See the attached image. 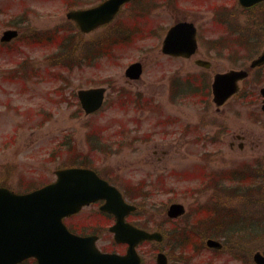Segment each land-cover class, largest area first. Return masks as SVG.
<instances>
[{
  "label": "rangeland",
  "instance_id": "1",
  "mask_svg": "<svg viewBox=\"0 0 264 264\" xmlns=\"http://www.w3.org/2000/svg\"><path fill=\"white\" fill-rule=\"evenodd\" d=\"M231 2L235 3V0H177L171 2L168 7L160 5L145 21L149 28L156 29V37L141 39L132 44V47L121 49L126 52L122 53L119 61H107L101 57L89 66H78L74 75L68 76V94L70 91H77L79 87H109L103 107L90 116L83 113L75 99L59 104V96L55 90L63 84L61 81H34L28 74L34 71L36 76L46 75V58L53 55L56 48L28 49L24 44L21 45L22 42L0 47V184L17 191L26 189L29 184L36 185L37 188L51 183L55 180V171L70 165L82 152L93 156V167L102 172L116 170L118 174L125 173L134 184L143 181L146 185H151L152 187L147 189L152 191L151 197L138 200L140 214L137 218L145 220L144 217L151 216L160 224L164 219V208L170 201L181 202L190 208L192 204L202 203L209 197L208 194L193 196L192 190L198 188L199 184L193 180H176V177L171 176L172 172H190L195 165L206 167L207 170H222L243 163L253 164L256 159H260L259 166L263 164L261 168L264 170V112L260 110V100L255 106L243 105L244 107H238L235 101H230L217 111L211 96L208 106L204 108L175 105L169 102L168 97L171 76L196 73L199 68L194 66V59H170L162 56L161 42L164 32L172 23L187 19L200 28L199 36L211 38L212 35H219L220 30L214 34L207 30L212 13H216V8L222 12L221 7ZM26 9L29 10L24 27L54 31L55 28L64 26L67 33H73L74 29L70 27L72 24L65 18L66 12L71 10L65 0H0V37L7 24L21 21ZM225 15L226 13L221 16L222 19ZM244 16L242 13L228 14L229 25L238 20L243 26ZM249 26L247 30L242 29L244 37L248 38L252 32L254 41H264L260 26ZM75 29L73 39L78 50L83 49L90 41L98 39L101 32L97 30L87 36H81L78 29ZM199 44L200 49L196 57L201 58L199 54L203 49L200 39ZM79 54H83V51ZM136 61L141 62L145 68L142 80L125 85V68ZM27 65L29 68H26ZM230 66L228 60H216L212 73L226 71ZM21 67H24L22 71ZM212 73L208 75L211 76ZM24 74L26 75L22 77ZM254 77L252 74L250 80H255ZM259 83L253 86L256 91L264 85V78ZM114 87L139 91L144 96L151 97L156 101L158 110H135L131 103L126 101L128 98L125 99V95L119 96L114 92ZM48 117L50 118L47 119ZM163 118L173 120L170 123L174 125L158 124ZM188 128L190 131L186 130ZM127 130L140 134L144 140L147 138L146 144L138 152L132 153L129 145L124 146L120 155L114 156L95 154L89 150V135L101 132L100 134L105 136L102 137L103 144L108 136L113 137L115 132L124 131L129 135ZM241 134L245 137L244 150H229L228 142L231 137L234 139L236 135ZM70 143L75 146L74 151L67 153ZM156 145L158 151L154 153ZM203 155L208 156V161L202 158ZM158 176L161 177L160 180L155 181ZM259 181L264 183V174ZM169 188L174 191L171 192ZM261 196V201L258 194L255 200L243 203L245 210L238 207L241 199H232V208H235L237 213L240 210L245 216L243 219H248L250 224L257 223L264 227V195ZM95 209L96 207L91 208L89 212L95 213ZM152 225L149 224V227ZM236 230L239 231L237 228ZM102 239V247L122 250L115 246L112 236L108 233H105ZM247 239L246 244L238 246H235L236 241L230 242L226 246L228 250L221 253L211 264H251L254 251L264 253V237L257 235L253 240L251 237ZM161 246L165 247V243ZM154 249L153 244H143L139 247L138 251L146 264H154ZM209 257V251L204 250L194 264H200ZM237 258L239 260H236Z\"/></svg>",
  "mask_w": 264,
  "mask_h": 264
},
{
  "label": "flooded vegetation",
  "instance_id": "2",
  "mask_svg": "<svg viewBox=\"0 0 264 264\" xmlns=\"http://www.w3.org/2000/svg\"><path fill=\"white\" fill-rule=\"evenodd\" d=\"M237 1V0H235ZM78 4L77 0H69V6H75ZM227 7L224 11L228 14L235 13L236 10L242 12L245 18V27L247 30L249 25H259L261 28L262 36H264V1L257 2V4L246 6V9L236 8L235 3L231 2V4H227ZM177 22L172 23L175 25ZM70 26L72 29L76 31L77 25L71 23ZM118 24L115 31L108 36L109 27ZM248 24V25H247ZM172 25L169 27L171 28ZM21 26H25L24 22ZM64 26L56 28V32L58 34L59 42L52 41L48 36L44 35L43 30H38L36 28L30 29L28 27H24L26 34H31L30 40L32 42L26 43V47L28 49H45L47 45L44 43V38L48 41V45H52L55 43L54 48H56L55 52L52 54L59 61L60 56L63 54L62 47L70 49L69 60L71 61L70 67H67L65 71H56L52 76V82L61 81L63 84H60L57 89L59 94V104L69 102L72 99H75L82 109V103L80 102L79 92L81 90H89V88H100L103 87L106 91L103 102L105 103V98L108 94L109 87H79V89L75 92L70 91L69 94L66 90L69 87L68 76H72L75 73V70L78 69V66H82L86 64L89 66L92 62L98 61L99 58L103 57L104 59L119 61L120 57L123 56L125 50H111L107 51V42L108 37L110 38H118L115 46L119 47L121 45H132L136 41H140L141 39L146 38V35L151 37H156V29L154 27L151 28H143L139 23V15L135 9H128V12L125 15H121L114 22L109 24L108 26L99 28L97 30H101L99 33L98 39L90 41V43L85 45V49L87 53L79 54L82 50H78L77 44L75 45L74 38V30L73 33L65 31ZM78 29V28H77ZM65 31V32H64ZM80 33V32H79ZM91 34V33H89ZM81 36H87L80 33ZM41 36L42 41H39V37ZM254 33H250L248 38L246 39L247 48L251 49L252 55L259 54V49L261 46H264V41L253 40ZM80 38V37H79ZM257 40V39H256ZM37 42L38 44H35ZM101 49L98 53L92 52L93 46ZM203 52L199 55L201 58H198V52L200 49V44L198 45V49L195 51L194 56L186 58L181 56H169L162 53V56H166L170 59H182V60H191L194 59L193 64L196 65V61H202L203 67L197 66L199 69L196 73L188 72L185 75L174 74L170 77L169 80V102L172 104H184L185 106L197 107L200 106L204 108V106H208L210 101V82L215 77L217 73H222L224 71H217V73H212L215 68L216 60H228L231 64L238 66L239 62H244L245 60L239 59L238 53L236 51L237 44L226 40V41H218L214 44L205 43L201 44ZM126 52V51H125ZM65 61V60H64ZM60 62V61H59ZM131 64H139L137 68V72L135 74H129L128 68ZM124 71L125 85H131L134 82H141L142 76L144 74L145 68H143V64L141 62H132ZM84 67V66H83ZM212 73L211 76L208 75ZM162 77V76H161ZM160 77V78H161ZM162 79V78H161ZM93 81V80H92ZM94 82V81H93ZM246 92L241 94L242 91L239 90V93L230 97L226 102L235 101L238 104V107H244L243 105L251 106L256 105L258 103V95L256 94V89L245 88ZM114 92H117L119 96L125 95L126 101L130 102L135 110L142 111H152L158 110V105L155 100L151 97L144 96L141 92L125 90L123 87L115 89ZM68 94V97H66ZM224 104V105H226ZM216 107V110L219 111L223 106ZM261 106V104H259ZM152 109V110H151ZM261 112H264L262 106L260 108ZM161 112V111H160ZM162 113V112H161ZM160 113V114H161ZM158 124L169 125L173 120L165 119L159 120ZM206 121L204 120V123ZM259 122V121H258ZM165 125V127H166ZM174 125V124H172ZM190 126V123L187 124V127ZM186 130H189L186 129ZM101 131V130H99ZM129 135L123 132H115L113 137L108 136L105 143H101L102 137L104 134H91L88 136V146L89 150L92 153H99L101 155L105 154L116 155L121 154L125 145H129L131 147L130 151L132 153L138 152L140 148L146 144L147 138L144 140L140 134H135L131 130H127ZM190 131V130H189ZM105 137V136H104ZM244 135H236L233 139L228 142L229 150L237 148L242 151L245 147V139ZM237 140V142L235 141ZM74 147L72 143L67 146V153H71L74 151ZM158 151L157 145L155 146L154 153ZM163 153L164 151L161 150ZM89 153V154H92ZM208 156L203 155L202 158L208 161ZM93 156H88L84 153H79L77 157L71 162L69 167L76 166L79 168H87L90 170H94L96 174L101 177L103 180L105 179L111 186L117 187L120 191L122 198H124L126 203L133 204L137 210L135 212H128L125 216V222L130 226L142 229L146 231H150L152 233L161 234V240L151 241V242H143L140 243L136 249L139 250V247L143 244H153L155 246L154 253V264H157V258H161L163 255V259L161 264H194L197 260L196 258L200 256L204 250L209 251L210 257L205 258L200 264H211L213 260H215L221 253L224 252V244L225 241H236V239H246L252 238L253 231L250 228V221L248 219H243L244 214L235 208H232V199L239 198L240 206L239 208L245 210L243 203L251 202V200H255V197L260 194V200H262V196L264 195V183H261L259 180L264 174V170L259 166V160L256 159L253 164L251 163H243V165H238L232 168H224L222 170H216L212 168L211 170H207L206 167H201V165H195L190 172L186 171L183 173L177 172L171 173L172 177H176V180L184 182L185 180L190 181L193 180L199 184V187L193 189V196H198L201 194H208L209 197L206 201L202 203L192 204L190 208H187L183 203H179L176 201H170V203L164 208L162 223H158L157 220L151 216L144 217L145 220H141L137 218L139 215V202L138 200H147L151 197L150 190L147 191L148 188L152 186L149 184H145L143 181L136 182L134 184L130 178H127L125 173L118 174L116 170L113 172H102L99 169L93 167L94 160H92ZM210 158V157H209ZM168 174V173H167ZM164 176V175H162ZM161 177H157L155 181H159ZM171 192L174 190L169 188ZM155 191V190H154ZM153 191V192H154ZM196 192V194H194ZM198 194V195H197ZM244 198V199H243ZM248 200V201H246ZM264 202V198H263ZM104 202L99 201L95 202V204L84 206L80 211L73 216L67 217L63 219V222L69 232L72 233L73 236L78 238H96L97 247L101 252L108 253L111 252V247L101 246L102 237L105 233L111 235L109 227L115 223V219L112 215L108 213H103L100 211L99 207ZM172 204H178L184 206V211L181 216H168V211ZM95 213L89 212L91 208H95ZM140 217V216H139ZM143 222H146L145 225ZM149 224H153L152 227H149ZM164 224L166 228L163 227ZM242 227V231H237L239 227ZM245 229V230H244ZM242 235V236H240ZM219 242L221 243L220 248L207 247V242ZM165 243V247L161 245ZM118 247L122 248V250L115 251L120 254L124 253L126 250V245H118ZM122 251V252H121ZM126 252V251H125ZM142 258V264H146L143 256L140 252ZM26 264H34V260H27Z\"/></svg>",
  "mask_w": 264,
  "mask_h": 264
},
{
  "label": "water",
  "instance_id": "3",
  "mask_svg": "<svg viewBox=\"0 0 264 264\" xmlns=\"http://www.w3.org/2000/svg\"><path fill=\"white\" fill-rule=\"evenodd\" d=\"M129 0H108L96 9L83 13H75L70 17L77 18L81 28L86 31L99 23H107L113 18L122 3ZM243 6L254 3V0H240ZM87 27L85 28V26ZM15 32H6L3 40H8ZM164 52L170 55L189 57L196 49L195 30L191 25L174 26L163 41ZM252 66L264 63V53ZM243 72H230L217 75L213 83L214 101L219 106L237 91L235 82L245 77ZM264 95V89L261 90ZM103 89L81 92V103L86 114L101 107ZM264 102V101H263ZM264 106V104H263ZM56 182L40 188L28 195L16 196L9 190L0 187V264H18L26 258L35 257L37 264H140L141 261L134 251L135 245L145 240H161L158 234L137 230L123 222L129 211H135L125 205L116 188L102 181L94 171L88 169H61L56 172ZM102 211L112 213L117 223L110 230L114 240L129 245L127 254H102L95 248L92 239H80L72 236L64 228L61 220L77 212L82 206L97 200H105ZM20 207V213L28 218L24 230L10 221L19 220V214H9L14 207ZM183 207L171 205L168 216H179ZM12 219V220H9ZM8 223V224H7ZM210 247H219L217 242L208 241ZM163 256L158 258L162 263ZM255 264H264V256L259 252L253 257Z\"/></svg>",
  "mask_w": 264,
  "mask_h": 264
}]
</instances>
